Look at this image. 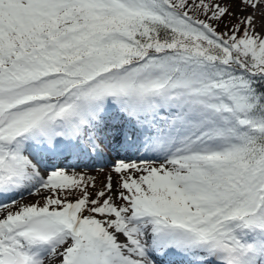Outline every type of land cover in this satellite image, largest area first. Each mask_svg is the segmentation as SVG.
Returning a JSON list of instances; mask_svg holds the SVG:
<instances>
[{"label": "snow or ice", "instance_id": "obj_1", "mask_svg": "<svg viewBox=\"0 0 264 264\" xmlns=\"http://www.w3.org/2000/svg\"><path fill=\"white\" fill-rule=\"evenodd\" d=\"M0 264H264V0H0Z\"/></svg>", "mask_w": 264, "mask_h": 264}, {"label": "rangeland", "instance_id": "obj_2", "mask_svg": "<svg viewBox=\"0 0 264 264\" xmlns=\"http://www.w3.org/2000/svg\"><path fill=\"white\" fill-rule=\"evenodd\" d=\"M108 168H109V166L107 168H105V170L103 172H101L99 170H89V169H88L89 171H86V170H80V171H84V172L88 173L89 175L96 176V178L98 180L97 186L99 187L100 181H102L104 179V175L107 173ZM36 199H37V197H35V196L24 195L22 202H25V203L34 202Z\"/></svg>", "mask_w": 264, "mask_h": 264}]
</instances>
